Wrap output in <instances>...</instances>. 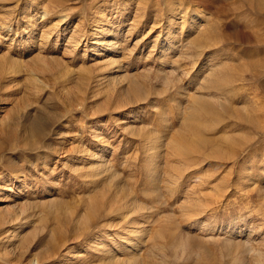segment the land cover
I'll list each match as a JSON object with an SVG mask.
<instances>
[{
    "label": "bare ground",
    "instance_id": "6f19581e",
    "mask_svg": "<svg viewBox=\"0 0 264 264\" xmlns=\"http://www.w3.org/2000/svg\"><path fill=\"white\" fill-rule=\"evenodd\" d=\"M10 1L0 0V20L2 19L8 26L13 24L16 31L24 32L26 37L17 44L22 50L14 48L18 52H11L10 48L13 47L10 44L6 47L7 51L4 55L0 57V106L3 105L0 112V160L4 159L7 166L5 173L0 175V194H4L0 196V232L3 231L5 234L3 243L10 245L11 240L19 236L21 221L31 217L29 206L19 202L12 204V201L21 196L24 188L28 186L27 180L37 184L36 178L45 177L41 187L35 184L34 190L33 188L31 190L49 192L47 185L50 182L49 170L54 164L53 161L56 162L60 158L69 157V161L71 160L67 168L73 173L74 185L71 187L74 191H78L77 197L70 204L52 199L45 205L56 227L49 230L47 244H44L39 251L37 248L33 254L36 264L48 259L51 264H55V259L61 255L62 259L69 256V261L81 256L79 261L82 264H137L139 260L141 262L145 248L153 247L160 239V234L152 232V225L166 221L168 224L163 227V233L167 230V235L173 236V231L170 230H172L174 204L169 205V213L172 217L162 218L166 208L162 210L159 207L166 204V193L172 196L180 178L193 181L191 189L198 188L200 191H205L202 193L203 197L195 198L192 205L182 206L183 212H186L182 216L183 221L190 225L192 221L200 222L199 227H205L204 229L208 231H214L213 213L217 210V203L225 198L230 188L234 189L235 195L236 192H241L247 199L251 198L254 189H246V180L262 169V165L258 164L255 170L258 160L250 155L244 162L238 164L235 173L234 162L232 164L230 161L233 160L236 149L247 141L248 136L228 137L223 145L208 144L206 139H203L204 133L213 128V122L221 121L222 114L227 111L228 106L222 102L215 103L214 100L199 97L189 87L197 79L201 84H211L205 88H215L225 97L235 93L232 77L222 75L218 71L216 62L218 56L207 49L219 41L230 39L240 41L244 37L242 32L236 30L231 35H225L223 28L220 29L219 26L218 36H216L217 31L213 36L211 29L217 24L210 22L203 12L195 11L197 9L193 10L186 6L181 9L182 4L179 1L165 5L159 0L155 2L114 0L110 4L112 8L110 10L108 9L110 6L102 8L100 4L108 0H84V2L75 0L73 6L68 5L69 0H52L55 2L53 7L55 11L45 8L43 14L46 17L38 23L32 21V13L36 10L34 6L39 0H24L21 5L14 0L13 6L8 4ZM257 3L259 9L264 10V0H258ZM131 5L135 6V11L126 26L125 35L122 36L120 33L124 26L122 21H119V17L124 16V11H129ZM150 6H156L158 9H163L164 6L167 14L163 18L157 13L150 15L152 24L148 28L144 26V22ZM229 10H234V7ZM58 11L64 12L63 15H52ZM69 11L77 12L75 16L77 18L71 20L73 26L70 25V20L65 21ZM114 14L115 16L110 17ZM216 14L225 15L223 10H217ZM37 29L41 30L36 32ZM60 49L62 52L59 57ZM21 51L25 53L27 51L30 58L22 60ZM14 55L17 57L14 58ZM132 56H141L145 60L157 59L161 66H168L169 71L163 76L162 86L165 90H169V102L181 111H185L186 126L191 128L189 134H180V131L174 134L171 130V118L164 110L155 113L164 124L162 127L165 130L163 131L162 128L164 133L161 135L145 127L146 124L138 129L134 128V123L139 119L137 105L146 97L140 84L136 80L128 79L126 75L127 62ZM66 57L68 59H64ZM151 72L154 70L149 69L148 73ZM21 75H24V84L21 83L22 78L19 79ZM174 81L176 83H173ZM59 88L67 94L61 103L53 102L54 105L52 103L51 107L46 109L43 106L48 102L35 106L31 101L32 94L40 95L43 91L46 94L45 100L56 101L55 95L58 94ZM181 96L185 97V106L179 100ZM259 106L257 110L261 112L262 107L259 109ZM247 115L243 114L241 118L251 120L252 118H247ZM62 117L64 118L60 120ZM82 119L90 123L89 138L81 137L78 145L69 149L66 143L68 137L74 138L70 135L73 133L72 126L84 121ZM105 120H111L118 131L123 130L142 136L143 148L140 152L142 156L133 158L132 167L143 170L139 175L141 181L138 190L146 201L139 198L134 191L131 194L126 188L113 186L114 182L111 179L117 173L116 169H113V160L108 158L105 152L93 147L101 140L99 134ZM48 135H53L60 142L56 144L45 142L52 155L43 153L40 167L35 168L36 163L32 164L33 169H28V174L24 169H17L18 165L11 155L1 154L2 150L16 147L17 144L25 149L37 151ZM165 135L168 139H165L166 142L163 141ZM102 148L104 150V147ZM71 152L74 154L70 157ZM184 154L188 155L184 157L185 169L194 165L197 169L182 175L177 172L173 162L178 161L179 156ZM124 160L128 161V159ZM260 160L263 161L264 158ZM209 165H214L215 168L203 173L202 170ZM17 181L20 185L15 184ZM255 182L252 181L253 184ZM101 183L104 185L99 188ZM263 199L264 196L260 194L259 204H263ZM3 202L7 203L3 205ZM202 213L205 216L204 220L197 218ZM254 215L264 219L262 205L258 208L256 205L255 207L247 205L245 211L229 216L230 218L225 220L223 229L229 233H224L220 240L224 242L228 252L231 253L245 246L253 251L249 245L255 227L260 228V223H263L259 222L256 225V221H251ZM68 222H70L69 228ZM44 231L45 228L39 226L33 233H44ZM104 232L105 237L109 235L112 237L110 246L103 241ZM74 235L77 240L82 236L87 237L73 255L69 241ZM178 238L180 240L178 245L173 243V254L178 250L184 254L187 247L183 244L181 235H178ZM9 245L3 248L5 254L10 250ZM38 245L37 247H41ZM29 246L30 242L25 251H28ZM84 250H90L89 255L85 252L81 255ZM21 257L22 255L17 257V261L21 260ZM257 257H260L259 253ZM239 264L250 263L241 261Z\"/></svg>",
    "mask_w": 264,
    "mask_h": 264
},
{
    "label": "rangeland",
    "instance_id": "374dc122",
    "mask_svg": "<svg viewBox=\"0 0 264 264\" xmlns=\"http://www.w3.org/2000/svg\"><path fill=\"white\" fill-rule=\"evenodd\" d=\"M11 1L13 2V4ZM11 1L8 2V4H10V6H13L15 4L14 0ZM23 1L24 0H20L19 2V0H17L18 4L20 5ZM112 1L114 0H108V2L102 1L100 4H102V8L103 7L107 8V5L109 7L110 4L113 3ZM155 1L157 0H151V2H155ZM159 1H162V3L165 5L167 4L169 5V3H173L175 1H179L183 5L182 6L180 4L181 9L189 7L193 10L197 9L195 11L203 12L204 14H206L210 22H214V24H217V26H215L214 29L218 27L217 28L218 30L217 29L214 30L213 28L211 29V31L213 32V36L216 35L215 31H217L216 36H218L221 28H223L224 30L223 32L225 33V35H231V33H233L236 30L243 33L244 37L240 41H236L232 39L223 42L219 41L207 49V50H211L218 56L217 57L218 59L216 61L217 67L219 69L218 71L222 75H227L232 77L236 89L235 93L231 95L228 94L227 97H225V95H222V93H220V91L216 90L215 88H205V87H209V85L211 84L209 83L201 84L197 79L194 80L195 82H193V84L189 87L192 89L191 91L196 92L197 96L199 97L210 99L212 101L214 100L213 102L215 103H217V101L222 102L228 106L227 111L222 114L223 116L221 118V121L213 122L212 125L213 128L208 129V131L204 133L203 139H206L208 144L223 145L225 143V139H227L228 137L233 138L235 136H243V135L248 136L247 141L240 147L241 149L240 148L236 149L237 151L233 157L234 161L230 159L232 164L234 162L233 168L235 169L233 170L236 173L238 164L244 162L245 159L250 155L251 157H254V159L258 160L255 166L256 168L254 169L256 170L258 168L259 166L258 164L262 165V169H259L258 172H256V174L253 177L250 176L248 177V180H246V185H245L246 189L248 190L254 189V191L251 193L252 194L251 198L247 199L245 196L242 195L241 192H236L235 195L234 189L230 188V190L226 192L225 198L223 197L222 201L220 203H217L216 205L217 210H215L212 216L213 219L212 221L215 222L214 224L216 226V227L213 226L215 228V229L213 228L214 231H210V230L208 231L207 229H204L205 227L204 228L199 227L201 225L200 222L192 221L190 225V223L188 224V222L183 221L182 216L185 215L186 212H183L182 206H184V204L192 205L195 201V198L203 197L202 193H204L205 191H200V189L198 188L191 189V185L194 182L186 181L185 179L180 178L179 181L177 182L178 185L174 189L175 191L173 190L172 196L170 195V193H166V198H165L166 204L160 205L161 207H159L162 210L166 208L165 209L166 213L163 212L162 218L165 216L170 217L171 214L169 213L170 210L169 205L174 204L173 212H172L173 217L171 216L172 230H170L173 231L172 232L173 236L169 237L167 235L168 233L167 230H165V232L163 233L162 230L163 227L165 228V226L168 224L166 223V221H162L160 223L152 225L151 226L152 232L160 234V239L157 241V244H155L153 247L150 248L149 246H147L142 254L143 262L142 260L141 262L139 260L136 263L137 264H198L200 262L201 263L204 262L207 264L208 263L209 264H239V262L241 261H246L249 262L250 264H264V219L258 218L257 215H254L251 218V221L254 222L256 221L255 222L256 225L259 224V222H263V223H260L261 224L260 228L255 227V233L249 245L253 249V251L248 250L247 247L245 246V247H240L230 253L225 248L223 244L224 242L220 240L222 239L224 233L226 234L229 233L227 230L223 229L224 228L223 223H225L226 219L238 214L241 211H245L247 205L249 207H255L256 205V208L262 205V208L264 209V201L263 204L262 203L259 204L260 194L264 196V160L263 161L260 160V158L261 159L264 158L261 157L264 156V111H262L264 110V10L259 9L257 5L258 0H218L219 2L217 0H210L211 2L210 4H209V0H206L207 2L205 0H203L204 2H202V0H169V2L168 0H159ZM73 2L75 4V0L73 1L69 0L68 5L73 6ZM183 2H185L186 4ZM54 5L55 2H52V0H39L38 3L34 6L36 10L33 11L32 13L33 16L32 21L38 23L39 21L44 19L46 17V15L44 16L43 14L44 9L47 8L49 9V11L51 10L55 11V9L53 8ZM231 7H234V10L232 11L229 10V8ZM164 8H165L164 6L163 9H158L156 6H152V7L150 6L147 9L148 12L146 13L147 19L145 18L146 20L144 22V26H148L149 28V26L152 24L150 15H155L157 13L158 15H160L161 18H163L164 15L167 14L166 8L165 9ZM235 8H239V9L236 10ZM108 9L111 10L112 9L111 6ZM128 10L129 11L127 10L124 11L125 14L124 16L119 17L120 19L119 21H122V24L124 26V28L121 30L120 33V35L122 36L125 35L126 32L125 29L127 28L126 26L128 22L131 21V17L133 16L135 11V6L131 5ZM217 10L218 11L223 10L225 15L219 16V14H216ZM63 13H60L58 11L55 14L52 13L50 14L55 16H60L63 15ZM75 16H77L76 11H72V12L69 11L67 16L68 18L66 17L65 21L69 22L70 20V25L73 26L72 24L73 21L71 22V20L76 19L77 17ZM113 16H115V14L110 17ZM40 30L41 29H37L35 31L39 32ZM15 31L16 29L13 24L8 26L6 25V23H4L2 19L0 20V57L4 55V53L7 51L6 47L9 46L10 44L13 47V49L10 48L11 52L22 50V47L17 44H20V42L25 39L26 37L25 33L17 32V31L15 32ZM211 33L210 36H212ZM121 39H123V37ZM124 46H126V44ZM14 48H16L17 50H15ZM21 52L20 55L23 54L22 60H27L30 58L27 54V51L26 53L25 51H21ZM61 52L62 49H60V52L58 53L59 57L61 56ZM16 57L17 55H14V58ZM140 57L141 56H132L129 58V61L127 62L128 65L126 72L128 79L136 80L140 84V87L144 91L146 97V99H144L137 105L136 110L138 112V118L140 120L138 119V121L135 122L136 124L134 123L133 125L134 128L138 129L139 127H142L143 124H146L145 127H149V129H153L155 133L161 135L162 133H164L163 131L165 130L164 127H162L164 126V124L160 122V118L156 116L155 113H157L158 110H164L168 113V115L172 119V120L170 119V124H171V130H173L174 134L175 132L177 133V131H180L179 132L180 134H184V135L189 134L191 128L186 126L187 122L185 120L187 116L185 114V111L183 110L181 111V109L175 107L169 102L168 100L170 97L169 90L168 89L165 90L162 86L163 76L166 75L167 72L169 71L168 66L167 65L161 66L157 59L145 60V58L143 57L140 58ZM64 59H68V58L66 57ZM71 66H73V64ZM149 69L154 70V72H151L149 74L148 73ZM23 78L24 75H21L19 77V79H21V83L24 84L25 80ZM173 83L176 82L174 81ZM58 90H59L58 94L56 93L55 95L56 101L45 100L46 99V94L44 93L45 91L41 92L40 95L32 94L31 101L34 102L35 106L42 105L45 102H48L45 103L43 106L44 108L48 109L51 107L53 102L61 103L62 100L67 96L66 92L62 90V88H59ZM60 90H62L63 92ZM179 100H181L184 106L186 105L185 97L181 96ZM258 106L259 109L260 107H262L261 112L257 110ZM2 108L3 105L0 106V112H2L1 111ZM243 114L246 115L248 114L247 118L250 117L252 119L251 120L242 119L241 116ZM63 118L64 117L60 118V120H62ZM103 122H104L102 124L103 128L101 129L102 131L99 134L101 139L100 142L94 144L95 146H93V144L90 145L105 152L108 158H111V160H113L114 163L113 169H116L117 171L116 175L113 176L111 179V181L113 180L112 182H114L113 186L124 189L126 188L128 191L131 192V194L134 191L139 196V198L146 201V199L140 195L138 190L139 183L141 181V176L139 175L143 170L136 169V167L135 168L132 167L133 166L132 161L134 160L133 158L135 156H142V153H140L143 148L142 136L134 135L130 132L123 130H119V131L116 130L111 120L109 121L105 120ZM89 124L90 123H88L85 119L84 121L76 123L72 126L73 133H70V135L74 136V138L68 137V141L66 143L69 149H73L74 146L78 145V140L81 137H83V139L89 138L90 135L88 130L89 128L88 126H90ZM68 135L69 134H67V136ZM167 135H165L163 140L165 142L168 140ZM55 138L56 137H54L53 135H48L47 137H45L43 139V142L41 143V148L37 151L25 149L23 147H20L19 144H17L18 147L16 145V147H12L10 149H4L2 150L1 154L8 153L7 155H11V158H13L18 165L17 169L18 170L24 169L26 171V174H28L27 170L33 169L32 164L34 163L37 164V166L35 164V168L40 167L39 163H41L40 160L43 157L42 156L43 153L46 155L48 154L52 155L51 154L52 151L48 148V146L46 147L45 142L53 143V144L60 142V140L58 141ZM102 147H104V150ZM38 154L40 155L39 157L37 156ZM73 154L74 153L71 152L69 154L70 157ZM187 156L188 155L185 154L181 155L179 156L178 161L173 162L174 165H176L177 172L181 173L182 175H185V173H189L192 170L197 169L196 165H194L195 167L192 166L189 167L188 169H185L184 157ZM124 159L126 160L128 159V161L126 162ZM54 161H53L54 164L51 165V170H49L50 174L48 175L50 181L47 184L50 190L49 192L41 193L40 191L36 190L34 191L35 192L34 193L33 190L36 183H34L31 180H27L28 186L24 188L21 196L18 199L12 201V204L19 202L22 204H26L25 206H29L30 207L29 212L31 213V217L21 221L22 225L20 228L19 236L16 239L11 240L10 245L8 243L6 244L3 243L5 240V234H3L4 233L3 231L2 233L0 232L1 233L0 234V264H36L33 254L36 252L37 248H38L37 251H39L40 249L43 248L42 246H44V244L45 245L47 244V241L49 240V230L53 227H56L55 221L52 216L48 215L47 213L48 210H46L45 205H47V203L52 199H58L62 202H67L68 204H70V202L77 197L78 191H74L71 187L72 185H74L73 173H71L69 168H67L69 167L71 160L69 161V157H68V159L60 158L56 160V162ZM6 167L7 166L5 164L4 159H1L0 175L5 173ZM214 168H215L214 165H209L208 167L206 166L202 170V172L206 173L207 171L213 170ZM36 180H38L36 186L41 187L42 180L45 181V177L36 178ZM252 181H256V182L253 184ZM15 184L20 185V182L17 181L15 182ZM104 184H106V182ZM104 184L101 183L99 188H102ZM232 187H234V184L232 185ZM31 188H33V190H31ZM184 190L185 191L188 190V191L185 192ZM3 195L4 194H0V196ZM3 199H7V198L3 197ZM175 200H177V202ZM6 203L7 202H3L2 204L4 205ZM42 214H46V215L43 216ZM197 218H199L200 220H204L205 216L202 213L199 214ZM193 219H195V217H193ZM176 222L179 223L175 224ZM39 226H43V228H45L44 233L34 234L33 233L34 230H36ZM67 227L68 228L70 227V222L67 223ZM102 235H103L102 238L104 243L110 246L112 237L110 235L105 237L104 236L105 232ZM178 235H181L183 239L182 240L183 244H185L186 245L185 247H187L186 248L187 251L184 254H182L180 250H178L177 253L173 254V246H174L173 243H175V245H178V242L180 241ZM85 237L87 236H82L78 238L80 240H77L75 235L70 237L71 239L69 241L70 242L69 248H71L70 250L72 251L73 255L76 254L78 246L84 243V240L86 239ZM74 238L75 240H73ZM29 242H30L29 249L28 251H25L26 246L29 244ZM6 245H9L8 248H10L7 254H5V250L3 249L5 248ZM37 245L41 247H37ZM84 252L89 255L90 250L87 251L84 250L83 252H81L82 253L81 255H84L85 254ZM257 253L260 254V257H257ZM20 255H22L21 260L17 261V257H19ZM80 259L81 256H78L73 261L71 260L69 261V256L67 257L65 256L64 259H62V255H61L55 259V264H66L67 262H68L67 264L69 263L82 264L81 261H79ZM41 264H51V261L50 259H48L47 261H44Z\"/></svg>",
    "mask_w": 264,
    "mask_h": 264
}]
</instances>
